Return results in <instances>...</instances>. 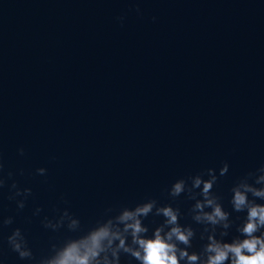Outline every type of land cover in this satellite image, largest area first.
I'll use <instances>...</instances> for the list:
<instances>
[{"label": "water", "instance_id": "95a60500", "mask_svg": "<svg viewBox=\"0 0 264 264\" xmlns=\"http://www.w3.org/2000/svg\"><path fill=\"white\" fill-rule=\"evenodd\" d=\"M0 160L6 264H27L14 227L38 258L73 235L45 215L67 207L85 229L225 160L215 190L230 209L231 184L264 161V0H0ZM12 179L32 189L22 209Z\"/></svg>", "mask_w": 264, "mask_h": 264}, {"label": "clouds", "instance_id": "9594fccd", "mask_svg": "<svg viewBox=\"0 0 264 264\" xmlns=\"http://www.w3.org/2000/svg\"><path fill=\"white\" fill-rule=\"evenodd\" d=\"M135 7L140 14L139 5ZM116 19L123 23L124 15ZM18 152L23 154L24 148ZM3 169L0 160V188L5 185ZM228 169L225 160L218 168L209 166L179 176L167 186L171 200L160 202L148 197L132 206L109 207L85 229L80 217L67 207L58 210V215H45L41 220L45 228L55 231L63 226L73 235L52 243L49 252L38 258L18 226L7 234L8 246L27 264H125V260L126 264H264V161L231 184L230 209L215 190ZM35 173L46 178L47 169L39 166ZM12 176L8 171L7 177ZM9 189L8 198L22 209L32 189L17 186L15 179ZM182 193L191 202L186 211L172 202ZM40 211L36 206L33 215ZM150 214L161 219L151 225L145 223ZM182 217L190 219L182 222ZM12 222V216H5L0 227ZM0 264H6L3 256Z\"/></svg>", "mask_w": 264, "mask_h": 264}]
</instances>
